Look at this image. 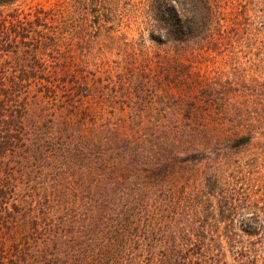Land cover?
I'll return each mask as SVG.
<instances>
[{"label":"rangeland","instance_id":"obj_1","mask_svg":"<svg viewBox=\"0 0 264 264\" xmlns=\"http://www.w3.org/2000/svg\"><path fill=\"white\" fill-rule=\"evenodd\" d=\"M169 1L0 6V264H264V0Z\"/></svg>","mask_w":264,"mask_h":264},{"label":"trees","instance_id":"obj_2","mask_svg":"<svg viewBox=\"0 0 264 264\" xmlns=\"http://www.w3.org/2000/svg\"><path fill=\"white\" fill-rule=\"evenodd\" d=\"M18 1L20 0H0V6L13 5ZM151 2L159 18L166 24V35L172 38L184 37L185 28L180 21L182 3L172 4L169 0H151Z\"/></svg>","mask_w":264,"mask_h":264}]
</instances>
